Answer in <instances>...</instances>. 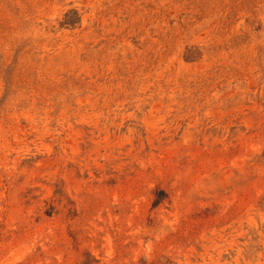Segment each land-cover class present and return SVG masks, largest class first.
Returning <instances> with one entry per match:
<instances>
[{"label": "rangeland", "instance_id": "374dc122", "mask_svg": "<svg viewBox=\"0 0 264 264\" xmlns=\"http://www.w3.org/2000/svg\"><path fill=\"white\" fill-rule=\"evenodd\" d=\"M0 264H264V0H0Z\"/></svg>", "mask_w": 264, "mask_h": 264}]
</instances>
